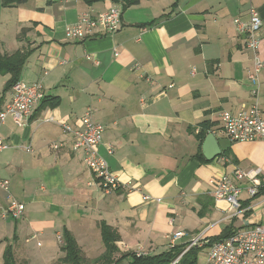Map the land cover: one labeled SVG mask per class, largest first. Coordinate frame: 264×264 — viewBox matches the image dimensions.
I'll list each match as a JSON object with an SVG mask.
<instances>
[{"label": "crops", "instance_id": "obj_1", "mask_svg": "<svg viewBox=\"0 0 264 264\" xmlns=\"http://www.w3.org/2000/svg\"><path fill=\"white\" fill-rule=\"evenodd\" d=\"M249 4L261 18L258 53L264 63V0H139L123 10L111 0L0 5L1 52L29 49L19 80L40 82L45 96L59 99L56 105L39 103L23 126L9 116L0 125L8 144L0 151V183L8 181L7 189L0 184V211L10 199L24 204L18 218L0 217V244L12 246V231L13 251L31 256L22 241L39 237L42 258H61L67 231L85 264H103L102 223L119 236L113 258L166 251L178 230L186 233L176 242L181 245L200 233L217 237L229 224L239 227L229 204L214 198L209 180L235 168H260L264 181V140L231 141L219 120L221 110L236 114L253 102L247 77L253 53L234 22L248 21ZM117 6V31L67 37L82 14ZM8 79L0 77V109L10 99V90L3 92ZM259 82L264 115V66ZM88 110L104 127L98 153L121 184L109 193L62 127L81 128ZM204 123L210 124L204 139L213 133L230 141L211 159L197 136ZM261 219L264 204H255L247 223Z\"/></svg>", "mask_w": 264, "mask_h": 264}, {"label": "built area", "instance_id": "obj_2", "mask_svg": "<svg viewBox=\"0 0 264 264\" xmlns=\"http://www.w3.org/2000/svg\"><path fill=\"white\" fill-rule=\"evenodd\" d=\"M247 16V22L238 18L234 22L238 32L244 35L245 48L253 53V66L247 73L248 80L253 86L251 90L253 102L248 109L240 110L236 114L225 110L219 112V120L224 134L229 140L237 142L264 140V115L258 102L259 73L264 66L258 53L261 45L262 22L252 4L248 6ZM120 25L121 9L118 6L111 7L97 14L88 12L82 14L66 29V35L70 39L84 40L96 35L99 29L105 33L115 32L120 28ZM44 97L43 86L40 82L27 84L21 80L16 81L10 89V99L0 109V125L8 116L18 126L25 125ZM80 123L81 128L72 129L67 124H63L62 127L64 131L71 132L73 136L72 149L82 151L83 163L94 176L95 182L104 193H109L121 184L117 175L109 169L106 161L98 153L104 127L92 119L89 110L80 117ZM7 147L8 144L0 137V151ZM261 174L260 168L249 170L235 168L231 175L221 174L211 178L209 183L212 186L214 198L225 200L232 212L230 218L237 217L240 219L241 225L229 236L220 240L210 241L209 237L203 236V233L197 234L185 244L181 254L192 246H198L206 248L205 264H264V219L247 223L245 215L247 211L252 212L253 205L264 204V198L259 199L256 203L253 202L258 200L259 196H264V181ZM237 182L244 184L240 185ZM0 184L7 189V180L1 181ZM242 192L245 193L244 198L239 197ZM247 200L251 201L248 205H244L243 202ZM23 210L24 204L10 199L7 205L1 209L0 217L18 218L22 215ZM185 234L181 230L173 232L169 248L173 247L177 240ZM136 254L144 253L136 252ZM179 257L173 263L177 262Z\"/></svg>", "mask_w": 264, "mask_h": 264}, {"label": "trees", "instance_id": "obj_3", "mask_svg": "<svg viewBox=\"0 0 264 264\" xmlns=\"http://www.w3.org/2000/svg\"><path fill=\"white\" fill-rule=\"evenodd\" d=\"M27 0H0V5L2 7H10L17 4L26 2ZM87 3H91L95 0H85ZM112 2L119 4L121 9H125L132 5L138 3L139 0H111ZM30 50L26 48L15 50L11 53L1 52L0 50V74H9V79L7 80L3 92H7L11 89L13 84L19 80L21 71L24 64L29 56ZM4 92V93H5ZM59 99L57 97L45 96L41 102L40 107L44 105H56ZM210 126L208 123L202 125V129L198 132L197 136L202 141L204 139L207 128ZM251 200L244 201V205H248ZM250 211L246 212L248 216ZM237 229L233 224H229L220 236L210 237V241L220 240L229 236L232 232ZM101 238L103 245L105 247L104 252L99 256L98 259L103 262V264H116L124 257H128L129 260L127 264H197V256L203 247L192 246L187 249L183 254H181L185 248V244L170 247L168 250L163 251L158 254H139L136 252H128L113 258V255L118 251L115 245L116 240L119 236L117 231L111 226L102 223L101 227ZM61 250L64 252V256L59 260L63 264H85V258L81 252L75 239L69 234V232L64 231L63 235V245ZM181 254V255H180ZM180 256V257H179ZM179 257L178 261L173 263L174 260ZM3 264H17L13 247L8 245L5 247L3 252Z\"/></svg>", "mask_w": 264, "mask_h": 264}, {"label": "rangeland", "instance_id": "obj_4", "mask_svg": "<svg viewBox=\"0 0 264 264\" xmlns=\"http://www.w3.org/2000/svg\"><path fill=\"white\" fill-rule=\"evenodd\" d=\"M2 76V74H0V77ZM240 198H243L244 197V194L241 193ZM264 196H259L258 200L259 199H263ZM11 220H14L13 218H10ZM263 219L261 220H258V221H262ZM39 239V237L37 238H32L31 240H29L28 242H24V240L22 241V244L26 246L27 249H30L32 252L28 255H31V256H27V255H24L20 252H17L14 254L16 255L15 258H16V262L17 264H63L59 259V258H50L49 254L51 253H48L47 254V257L46 259L42 258L41 255H39V248L37 246V240ZM61 239V237H60ZM54 240H56V238H54ZM8 241L12 244V247H15L14 246V237L12 236V231L9 232V239ZM63 242V241H62ZM55 244H57L55 242ZM102 244V243H101ZM3 247V249H2ZM5 247H6V243L3 244V242L0 244V249L2 250V252H0V264H3V252L5 250ZM93 247H97L96 245H93ZM97 251V250H96ZM84 255V253H83ZM116 257L118 256V254L115 255ZM197 264H205V259H206V249H202L198 256H197ZM86 260V259H85ZM129 258L128 257H124L122 260H120L118 263L116 264H127Z\"/></svg>", "mask_w": 264, "mask_h": 264}, {"label": "water", "instance_id": "obj_5", "mask_svg": "<svg viewBox=\"0 0 264 264\" xmlns=\"http://www.w3.org/2000/svg\"><path fill=\"white\" fill-rule=\"evenodd\" d=\"M213 140L215 143H213ZM229 144L230 141L228 139H216L213 133H208L204 139L203 145L204 150L205 146H208V154L204 151L206 158L211 159L219 155L227 146H229Z\"/></svg>", "mask_w": 264, "mask_h": 264}]
</instances>
